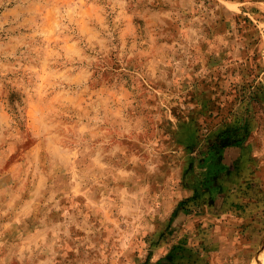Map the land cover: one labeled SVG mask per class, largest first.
<instances>
[{"label": "rangeland", "instance_id": "1", "mask_svg": "<svg viewBox=\"0 0 264 264\" xmlns=\"http://www.w3.org/2000/svg\"><path fill=\"white\" fill-rule=\"evenodd\" d=\"M263 244L264 0H0V264Z\"/></svg>", "mask_w": 264, "mask_h": 264}, {"label": "bare ground", "instance_id": "2", "mask_svg": "<svg viewBox=\"0 0 264 264\" xmlns=\"http://www.w3.org/2000/svg\"><path fill=\"white\" fill-rule=\"evenodd\" d=\"M263 247H264V244H263ZM254 264H264V251L261 254H258V256H257L256 261H255Z\"/></svg>", "mask_w": 264, "mask_h": 264}, {"label": "trees", "instance_id": "3", "mask_svg": "<svg viewBox=\"0 0 264 264\" xmlns=\"http://www.w3.org/2000/svg\"><path fill=\"white\" fill-rule=\"evenodd\" d=\"M232 166V165H231ZM231 166H229L230 168H231V172L233 171L232 169V167ZM213 176V175H212ZM214 177H215V175L213 176V178H212V180H211V182L215 185L216 184V186H214L215 188H217V185H218V181L216 180V177H215V179H214Z\"/></svg>", "mask_w": 264, "mask_h": 264}]
</instances>
